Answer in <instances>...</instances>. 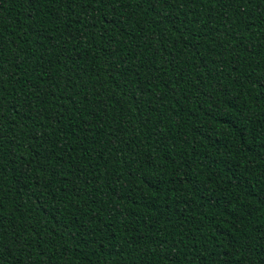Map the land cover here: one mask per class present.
Listing matches in <instances>:
<instances>
[{"label": "trees", "instance_id": "1", "mask_svg": "<svg viewBox=\"0 0 264 264\" xmlns=\"http://www.w3.org/2000/svg\"><path fill=\"white\" fill-rule=\"evenodd\" d=\"M0 264H264V0H0Z\"/></svg>", "mask_w": 264, "mask_h": 264}]
</instances>
